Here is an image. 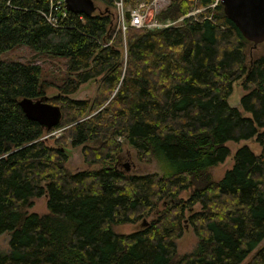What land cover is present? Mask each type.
<instances>
[{
	"label": "trees",
	"instance_id": "16d2710c",
	"mask_svg": "<svg viewBox=\"0 0 264 264\" xmlns=\"http://www.w3.org/2000/svg\"><path fill=\"white\" fill-rule=\"evenodd\" d=\"M99 1L102 11L68 13L52 28L48 0H0V235L9 233L0 264H264V51L245 61L250 43L218 2L207 7L214 0H169L156 20L204 9L172 28L127 30L124 41ZM17 47L63 60L59 83L32 62L1 60ZM89 82L91 99L69 98ZM235 82L250 117L227 105ZM41 96L60 111L49 130L17 105ZM246 140L259 152L237 148L213 179L226 143ZM65 146L81 147L86 169L65 167ZM123 146L171 170L127 174L114 167ZM41 196L45 212H29ZM139 220L133 232L112 231ZM184 221L196 244L178 255Z\"/></svg>",
	"mask_w": 264,
	"mask_h": 264
},
{
	"label": "rangeland",
	"instance_id": "374dc122",
	"mask_svg": "<svg viewBox=\"0 0 264 264\" xmlns=\"http://www.w3.org/2000/svg\"><path fill=\"white\" fill-rule=\"evenodd\" d=\"M169 2V0H168ZM97 11L100 12L104 9V7L100 6L97 8ZM195 10V9H192ZM191 10V11H192ZM52 41H55L54 38H50ZM264 51V44L260 43L257 44L253 49L251 44L248 45L247 49L245 50V61H249L252 57L256 55H260ZM1 60L4 62H19V63H27L32 62L33 64L39 66L42 70L41 72V80H46L49 82H53L54 84L59 83V79L62 76L64 71V61L61 59H53L49 57H41V56H34L29 52V50L25 47H17L13 50L5 52L1 55ZM96 89V82H89L86 84L81 85L78 89L69 96L72 100H85L91 99L94 95V91ZM245 92L241 89L238 82H235L232 85L231 94L227 98V105L230 107H235L242 116L250 117L248 113L243 112L239 107L238 100ZM45 94L47 96H51L55 94V90L49 88L45 90ZM64 128H59L56 130H52L42 136V139L49 141L51 143V138H59L62 134V130ZM117 142H122V139L118 137ZM226 146L229 150V156L225 158V160L219 164L214 169L210 170V174L213 179H219L223 172L231 166V157L234 151L237 148L242 146H246L253 154H257L259 152L258 146L252 140L246 141H239L237 143L227 142ZM65 155H66V162L65 167L70 172H79L86 169V166L82 162V156L80 153L81 147H69L65 146ZM119 162L117 168L127 174L135 175V174H146V173H160L162 170H171L170 167H167L165 164L158 165L157 163L150 162V163H142L137 160L135 152L133 149L127 146H123L121 152L119 153ZM126 165L127 169L125 170L124 167L121 165ZM162 169V170H161ZM183 193L180 194V197H184ZM198 207L195 205L191 210L195 211ZM29 212H34L36 214H43L45 212V198L43 196L35 199L33 201L32 207L28 209ZM188 213V212H187ZM140 221H137L134 224H122L113 226L112 231L114 233H130L135 231L136 229L140 228L139 224ZM181 236L174 241L175 249L178 255L186 254L191 252L196 244V239L192 233V230L188 223L184 221L182 223V230ZM9 239V233H3L0 235V253L5 252L7 250V242ZM248 257L243 260L240 264H244Z\"/></svg>",
	"mask_w": 264,
	"mask_h": 264
},
{
	"label": "water",
	"instance_id": "95a60500",
	"mask_svg": "<svg viewBox=\"0 0 264 264\" xmlns=\"http://www.w3.org/2000/svg\"><path fill=\"white\" fill-rule=\"evenodd\" d=\"M63 3L65 10L73 15L89 17L97 11L90 0H63ZM218 3L225 18L251 44L252 49L264 41V0H218ZM17 105L27 120L35 122L43 130H49L59 122V108L48 104L46 96L22 98ZM124 168L126 170L127 166ZM144 225L145 221L141 220L139 226Z\"/></svg>",
	"mask_w": 264,
	"mask_h": 264
},
{
	"label": "built area",
	"instance_id": "2783aa9c",
	"mask_svg": "<svg viewBox=\"0 0 264 264\" xmlns=\"http://www.w3.org/2000/svg\"><path fill=\"white\" fill-rule=\"evenodd\" d=\"M97 8L103 7L99 0H90ZM112 15L113 35L119 33L122 41L127 30L144 29L147 31L160 30L179 26L185 18L194 17L204 8L189 11L175 20L158 21L156 15L168 5V0H137L132 4H125L124 0H107ZM218 0H214L208 8H213ZM48 10L42 14L45 22L52 28H59L67 17L63 0H48ZM118 139V138H117Z\"/></svg>",
	"mask_w": 264,
	"mask_h": 264
},
{
	"label": "flooded vegetation",
	"instance_id": "af4514ba",
	"mask_svg": "<svg viewBox=\"0 0 264 264\" xmlns=\"http://www.w3.org/2000/svg\"><path fill=\"white\" fill-rule=\"evenodd\" d=\"M115 162H116V163H115V167H117V165H118V162H119V156H117V157H116V161H115ZM121 166H122V167H124V165H123V164H122Z\"/></svg>",
	"mask_w": 264,
	"mask_h": 264
}]
</instances>
